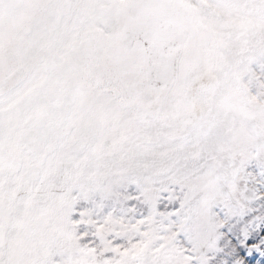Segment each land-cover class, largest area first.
Masks as SVG:
<instances>
[{
  "label": "snow or ice",
  "instance_id": "1",
  "mask_svg": "<svg viewBox=\"0 0 264 264\" xmlns=\"http://www.w3.org/2000/svg\"><path fill=\"white\" fill-rule=\"evenodd\" d=\"M0 264H264V0H0Z\"/></svg>",
  "mask_w": 264,
  "mask_h": 264
}]
</instances>
